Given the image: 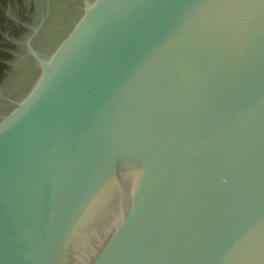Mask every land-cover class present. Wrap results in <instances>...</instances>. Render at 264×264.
I'll list each match as a JSON object with an SVG mask.
<instances>
[{
  "label": "water",
  "instance_id": "1",
  "mask_svg": "<svg viewBox=\"0 0 264 264\" xmlns=\"http://www.w3.org/2000/svg\"><path fill=\"white\" fill-rule=\"evenodd\" d=\"M48 9L0 117V264H264V0H83L42 55Z\"/></svg>",
  "mask_w": 264,
  "mask_h": 264
},
{
  "label": "rangeland",
  "instance_id": "2",
  "mask_svg": "<svg viewBox=\"0 0 264 264\" xmlns=\"http://www.w3.org/2000/svg\"><path fill=\"white\" fill-rule=\"evenodd\" d=\"M10 5L6 10L8 19L14 16V22L19 23V14L26 17L30 21L29 25L33 27L49 6V15L32 41L35 50L42 55H48L81 14L83 0H24L21 8L15 1ZM24 29H19L18 36L10 34L9 31L3 33L5 41L12 42L15 46L9 49L12 57L7 61L9 67L0 82V117L13 108L14 101L26 94L37 72L32 58L26 55L28 50L25 40L31 29Z\"/></svg>",
  "mask_w": 264,
  "mask_h": 264
},
{
  "label": "trees",
  "instance_id": "3",
  "mask_svg": "<svg viewBox=\"0 0 264 264\" xmlns=\"http://www.w3.org/2000/svg\"><path fill=\"white\" fill-rule=\"evenodd\" d=\"M14 1L18 4V7H23L22 0H0V82L6 74V70L9 67L7 61L11 59L12 54L9 49L14 48L15 44L12 42H6L3 36L5 31H9L10 34L18 36L19 29L24 26L18 25L8 19V16L4 13V7L8 3L13 4ZM28 28H25L26 30Z\"/></svg>",
  "mask_w": 264,
  "mask_h": 264
},
{
  "label": "flooded vegetation",
  "instance_id": "4",
  "mask_svg": "<svg viewBox=\"0 0 264 264\" xmlns=\"http://www.w3.org/2000/svg\"><path fill=\"white\" fill-rule=\"evenodd\" d=\"M24 0H22V2H23ZM9 6H11L10 5V3H8L7 5H6V7H4V13L6 14V15H8V11H6V10H8V7ZM50 11V10H49ZM48 15H49V13L47 14V17H48ZM15 20H16V17H14V16H12ZM12 17H10V20L12 21V22H14V19L12 18ZM18 17L19 18H17L18 19V22L19 23H17V22H14V23H16V24H18V25H22V26H24L25 28L27 27L28 29H29V20L26 18V17H21V15H19L18 14ZM47 19V18H46ZM27 29V30H28ZM40 29H41V27H40ZM40 29H39V31H40ZM38 34V33H37ZM37 70V69H36Z\"/></svg>",
  "mask_w": 264,
  "mask_h": 264
}]
</instances>
